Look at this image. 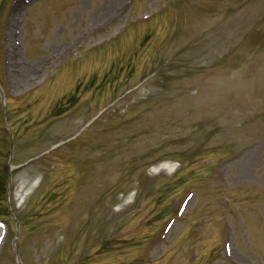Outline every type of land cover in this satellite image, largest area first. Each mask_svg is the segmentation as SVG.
Returning a JSON list of instances; mask_svg holds the SVG:
<instances>
[{
  "label": "rangeland",
  "instance_id": "rangeland-1",
  "mask_svg": "<svg viewBox=\"0 0 264 264\" xmlns=\"http://www.w3.org/2000/svg\"><path fill=\"white\" fill-rule=\"evenodd\" d=\"M19 263L264 264V0H0Z\"/></svg>",
  "mask_w": 264,
  "mask_h": 264
},
{
  "label": "trees",
  "instance_id": "trees-1",
  "mask_svg": "<svg viewBox=\"0 0 264 264\" xmlns=\"http://www.w3.org/2000/svg\"><path fill=\"white\" fill-rule=\"evenodd\" d=\"M6 214H9V212H8V208L5 209V215H6Z\"/></svg>",
  "mask_w": 264,
  "mask_h": 264
}]
</instances>
